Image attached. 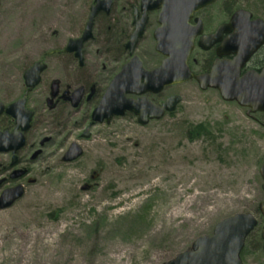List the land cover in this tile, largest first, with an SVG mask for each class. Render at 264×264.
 Masks as SVG:
<instances>
[{
  "label": "rangeland",
  "instance_id": "obj_1",
  "mask_svg": "<svg viewBox=\"0 0 264 264\" xmlns=\"http://www.w3.org/2000/svg\"><path fill=\"white\" fill-rule=\"evenodd\" d=\"M92 1L0 0V100L23 93V72L33 62L44 59L47 65L29 94L35 114L19 150L23 162L15 167L29 169L20 180L26 190L0 210V264H164L198 236L210 235L218 221L240 212L259 220L245 242L242 264H264L258 211L264 200L259 174L264 113L254 120L245 108L222 100L215 89H200L194 80L163 92L181 97L171 115L140 125L125 114L92 125L87 138L80 137L89 121L79 123L88 111L84 105L72 115L48 110L52 79L61 86L78 81L81 71L56 51L83 30ZM235 5L264 17V0ZM102 24L97 20L94 31ZM151 31L136 51L148 67L160 59ZM89 58V73L104 63ZM110 65L114 74L119 63ZM199 123L208 125L213 139L186 136ZM73 141L84 153L65 163L61 157ZM12 170L9 155L0 153V193L16 182L9 177Z\"/></svg>",
  "mask_w": 264,
  "mask_h": 264
},
{
  "label": "water",
  "instance_id": "obj_2",
  "mask_svg": "<svg viewBox=\"0 0 264 264\" xmlns=\"http://www.w3.org/2000/svg\"><path fill=\"white\" fill-rule=\"evenodd\" d=\"M216 0H141L142 16L135 21V28L126 47L133 53L134 48L142 37L147 12L160 9L159 26L154 31L157 53L163 56L160 64L148 69L137 54L122 66L111 79L99 103L91 113V122L81 134L89 136L90 126L104 120L108 123L114 116H122L132 112L137 116L140 125H146L149 120L160 119L166 112L175 111L181 97L170 95L161 104L152 102L146 94L158 93L164 87L194 79L199 88L215 89L222 100L236 102L246 108V115L254 118L256 112L264 113V67L260 71L248 70L241 73L242 66L250 55L264 44V20L254 18L251 12L240 8L236 10L227 23L220 25L215 33L202 36L198 45L203 49L215 44L223 32H231L217 49L218 58L213 62L210 71L193 73L188 66V58L194 47V38L202 31L198 19L192 26L189 19L192 14ZM113 0H93L89 14L80 37L69 39L64 47L65 52H73L79 64L83 61V45L92 37L95 17L100 12H109ZM234 54L232 59H223V55ZM46 69L42 61L34 62L23 73L26 87L21 97L4 105L0 101V115L5 113L15 121L12 131H0V152H11L10 164L18 161L17 152L25 145V132L31 126L34 112L26 108V96L40 82L41 73ZM58 93V81L53 80L50 86L48 104ZM64 91L63 97L77 106L82 98L83 87L75 88L69 96ZM137 95V98L128 97ZM51 107V104L49 105ZM40 152V151H37ZM83 154V149L77 142H71L63 153L64 162H72ZM36 154L31 160L35 159ZM26 173V169H14L9 177L16 180ZM263 180L264 191V158L259 167ZM24 194V186L18 183L6 187L0 193V210L12 206ZM263 218L261 230L262 250L264 252V200L258 204ZM257 224L256 217L249 212L234 213L218 221L210 235H200L192 242L189 249L177 254L164 264H242L240 257L246 237Z\"/></svg>",
  "mask_w": 264,
  "mask_h": 264
},
{
  "label": "flooded vegetation",
  "instance_id": "obj_3",
  "mask_svg": "<svg viewBox=\"0 0 264 264\" xmlns=\"http://www.w3.org/2000/svg\"><path fill=\"white\" fill-rule=\"evenodd\" d=\"M218 1L219 0H216L213 3L207 6H204L200 10L194 12L188 21L190 25L194 26L197 24L196 19H198L202 25L201 33L194 38V47L192 51L190 52V55L187 61L188 66L192 70L193 73H206L210 71L213 62L218 58L217 53H216L217 49L221 46V43L227 38V36L231 32H233V30H231L230 32H223L220 36V39L208 49H203L198 45L200 38L202 36L215 33V31L220 25L227 23L230 20L231 16L236 10L243 8L251 12L252 16L250 17V20H253L256 17H260L264 19V17L260 15H255L253 11L249 10L245 6L235 5L236 0H227L226 3L221 4V5H217ZM140 2L141 0H137V3H133V2L126 3L125 2L123 4L116 5L113 1L109 12L107 13L100 12L97 14L95 21H94V25L97 20H100V21L103 20V24L101 28L97 31L96 30L94 31V27H93L92 37L84 43L83 61L81 65L79 64L78 59L74 56L73 52H65L63 50L65 46L63 47L62 50L56 51L58 55L64 54V57L69 58L72 64L71 66L72 67L74 66L76 68V71L79 70L81 72H79L80 76L78 78V81H76L77 80L76 79L75 82H72L70 84L69 82H66L64 86H61L60 79L51 80V82L53 80L58 81V93L52 99V103H50L51 104V107H50L49 106L50 104H48L47 102V99L50 97V86H51V82H50L48 96L45 98V102H46V105L49 111H54V110L58 111L59 109H62L64 111L62 112L63 115L66 113L68 115H72L74 111L79 112L81 108H83V105H84L85 110H88V111L85 114L83 113L82 119L81 121H79V123L89 120L88 124L85 126L86 128L91 122V113L93 109L99 103L111 79L119 72L122 66L131 58L132 55L137 54L140 57V59L143 61L144 65L149 69L154 68L160 64L161 60L163 59V56L157 53L155 49L154 51L160 57V59H159V62L152 67H148L145 63V59L142 56V54L136 52L139 42L141 41V39L144 38V34L146 30L149 28L152 29L151 38L153 39L154 46H155L154 31L159 26V13H160L159 8H156L154 10H150L147 12V15H146L147 19H146L145 26H144V32L142 34V37L137 42L133 53H130V50L126 47V43L129 41L130 36L135 28V21L139 20L142 16ZM82 32L83 30L74 38L80 37ZM89 57L94 58L95 60L98 57L102 58L104 63L103 65H101L99 70L97 69V67H95L94 70L90 67L91 69L89 73V71L87 70V66H88L87 64L89 63L88 59H90ZM233 57H234V54H227V55H223L221 58L232 59ZM39 61L44 62V59H40ZM113 62L119 63L118 69L117 71H115L114 74H110L111 72L110 64ZM92 64L96 66V64H94L93 62ZM83 67L85 68V75L83 74V71L80 70ZM263 67H264V44L260 45L250 55L249 59L242 66L241 73H244L248 70L260 71ZM99 71L100 73L102 71L103 75H100ZM40 82H41V79H40ZM172 85H168L164 87V89L158 93H148L146 94V96L155 104L161 105L166 100L167 97H169L170 95H173V93H171V94L164 96V93H163L167 88H169ZM80 86L83 87L82 98L77 106H73L71 102L65 99L62 95L64 91L67 90L68 93L66 94V96H69L75 88H78ZM34 89L35 88L30 90L27 94L26 107L29 109H31L28 105L29 94ZM24 90H25V86H24ZM127 96L132 97V98L138 97L137 95H133V94H128ZM12 101H9V102L2 101V102H4L5 104H8ZM34 114H35V111H34ZM125 114H133V113L126 112ZM166 115H171V113L166 112L164 116ZM254 115L256 116V114ZM253 119L258 120L256 119V117H254ZM14 126H15V121L11 116L5 113H2L0 115V131H3V130L12 131L14 129ZM91 127L92 125L90 126V129ZM29 129L25 132L26 140H27L26 135ZM84 129L82 130V133ZM90 129H89V135H90ZM0 153L9 155V167L11 169H14L17 165L23 162V159H21V157L18 154V161L12 165L10 164V160L12 156L11 152H8V153L0 152ZM28 171L29 169L26 168V173ZM25 176L26 175L23 174L18 179V181L20 182V180H23Z\"/></svg>",
  "mask_w": 264,
  "mask_h": 264
},
{
  "label": "trees",
  "instance_id": "obj_4",
  "mask_svg": "<svg viewBox=\"0 0 264 264\" xmlns=\"http://www.w3.org/2000/svg\"><path fill=\"white\" fill-rule=\"evenodd\" d=\"M186 136L191 140L199 139V138H206V139H213L214 138L212 130H210L208 125H206L204 123H199L196 125H190L188 127V129L186 130ZM258 211H259V209H258ZM261 219H262V217H261ZM258 225H259V220H257V224H256L254 230L257 229ZM253 231L249 234V236L253 233ZM259 240L262 243L260 235H259Z\"/></svg>",
  "mask_w": 264,
  "mask_h": 264
}]
</instances>
